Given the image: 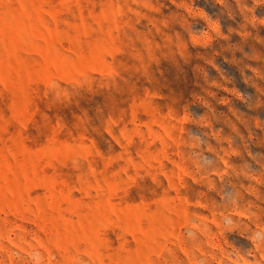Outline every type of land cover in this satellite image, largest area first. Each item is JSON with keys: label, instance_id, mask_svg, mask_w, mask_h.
Segmentation results:
<instances>
[{"label": "rangeland", "instance_id": "obj_1", "mask_svg": "<svg viewBox=\"0 0 264 264\" xmlns=\"http://www.w3.org/2000/svg\"><path fill=\"white\" fill-rule=\"evenodd\" d=\"M0 264H264V0H0Z\"/></svg>", "mask_w": 264, "mask_h": 264}]
</instances>
